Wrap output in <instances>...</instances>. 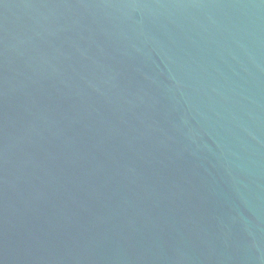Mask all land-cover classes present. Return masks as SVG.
I'll return each instance as SVG.
<instances>
[{
  "label": "water",
  "instance_id": "95a60500",
  "mask_svg": "<svg viewBox=\"0 0 264 264\" xmlns=\"http://www.w3.org/2000/svg\"><path fill=\"white\" fill-rule=\"evenodd\" d=\"M0 264H264V0H0Z\"/></svg>",
  "mask_w": 264,
  "mask_h": 264
}]
</instances>
